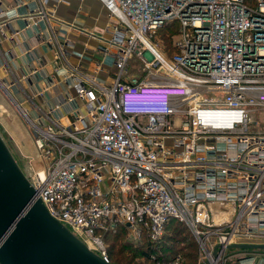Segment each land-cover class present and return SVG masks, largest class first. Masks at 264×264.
<instances>
[{"label": "built area", "instance_id": "obj_1", "mask_svg": "<svg viewBox=\"0 0 264 264\" xmlns=\"http://www.w3.org/2000/svg\"><path fill=\"white\" fill-rule=\"evenodd\" d=\"M53 1L0 0V48L15 20L44 23L58 44ZM99 1L101 33L63 23L98 42L97 69L69 65L65 43L55 48L65 92L25 91L43 103L23 114L46 163L24 173L50 214L107 261L104 231L124 225L157 242L175 218L201 264H230L229 244L264 243V131L250 129L264 105V0ZM175 21L168 55L154 39ZM132 59L143 76L127 75Z\"/></svg>", "mask_w": 264, "mask_h": 264}, {"label": "water", "instance_id": "obj_2", "mask_svg": "<svg viewBox=\"0 0 264 264\" xmlns=\"http://www.w3.org/2000/svg\"><path fill=\"white\" fill-rule=\"evenodd\" d=\"M227 248L264 250V243ZM0 264H113L50 214L1 134Z\"/></svg>", "mask_w": 264, "mask_h": 264}, {"label": "rangeland", "instance_id": "obj_3", "mask_svg": "<svg viewBox=\"0 0 264 264\" xmlns=\"http://www.w3.org/2000/svg\"><path fill=\"white\" fill-rule=\"evenodd\" d=\"M97 1L83 0V2L81 3V7H82V12L85 16L81 15V18L79 19L76 18L70 19L71 16L69 13L72 11L70 9H66L65 14H62L63 12L59 13L60 9L58 8V5L60 4L61 1L60 0L53 1V3L55 4V41L58 42V44H55V48L57 46L60 49L64 47L66 43L67 47H65V51L63 50H59V51L62 52L63 58L64 57L67 58L69 65L73 67H78L80 65L73 64L71 62L72 61L71 57L75 56L76 53L79 54L80 50L84 52L86 56L88 54L91 55V52L94 51L91 50L94 49L93 47L94 44H92L94 40L93 39L89 40L91 38L89 37L88 34L83 33L85 31L82 32L72 31L69 29L70 28L69 26L63 23H67V24L75 23L76 25L81 26L80 29H84V28L86 29L87 25L85 24V22L96 23L97 25L104 27L107 21L105 18H103L102 14L100 15ZM66 2H71L74 4L78 2V0H66ZM65 8H69V7H65ZM83 20H85V22H83ZM169 30L170 29H166V30L163 29L161 33L158 32L159 34H157V36L154 39V41L157 42L163 49L167 47V43H168L164 35L166 31ZM178 32H179V26H178ZM178 32L172 36V43H174V39L178 34ZM79 48L81 49L79 50ZM94 58H98V57L95 56ZM94 63H93L94 65L93 70L96 67ZM140 65H141L140 60L132 59L130 61V66L127 74L129 78L137 77V76L140 77L145 74V72L142 70ZM4 66L6 65H3L2 69L4 70L5 74L2 75V73L0 72L1 74L0 75V134L2 135L3 139L7 143L15 159L17 160L20 167L25 173L28 171L30 172L32 170L35 171L41 170L45 166L44 164L46 163V159L43 153L37 147L36 144L37 133L35 132L34 128L30 125V123L27 121L23 112H26L28 114L27 111H29L30 113V111L34 108L33 105L34 100L36 102H39L41 105H43V103L39 99L40 96L35 97L34 100L31 99L29 103L27 94L25 90L22 88V85L16 74L13 72L12 69H9L8 66L6 68ZM109 74L113 76L112 69L110 70ZM3 76L9 81L7 82L5 79H3ZM107 79H108L107 82H111V79L109 78ZM217 96L223 97L222 95H217ZM62 113L66 114L65 108H62L61 114ZM30 115L32 116L31 113ZM251 119L253 124H251L250 129L252 131H264V105L254 109V111L251 114ZM125 235L131 241H138V239L132 238V235L128 229ZM106 248L108 254L109 252H108L107 243H106ZM238 252L239 251H236L235 249H231L228 251V254L229 255L238 254ZM112 261L117 262L116 260H112Z\"/></svg>", "mask_w": 264, "mask_h": 264}, {"label": "crops", "instance_id": "obj_4", "mask_svg": "<svg viewBox=\"0 0 264 264\" xmlns=\"http://www.w3.org/2000/svg\"><path fill=\"white\" fill-rule=\"evenodd\" d=\"M60 1L61 2L58 5V8L60 9L59 13L63 12L62 14H65L66 9L72 10L69 13L71 16L70 19H79L81 18V15H84L81 7V3L83 2V0H78V2L74 4L71 2H66V0ZM98 1L97 4L99 6V13L100 15L102 14L103 18L106 19L107 24L108 17L106 10L102 6V4L99 3L100 1ZM53 5L55 7L54 3ZM52 8L49 9L50 12L51 10L55 11V9ZM22 10L24 11L25 9ZM51 21L52 26L55 27V21H53V19H51ZM83 22H85V20H83ZM85 24L87 25V28H94L99 33H101L102 29H104L106 26L105 25L104 27H102L97 25L96 23L91 22H85ZM10 30L16 32L15 37L7 42L2 43L0 48V72L2 73V75L5 74L4 70L2 69L3 65H6L4 66L5 68L8 66V68L12 69L18 77L22 88L29 94H35L38 90L43 89L47 91L48 95L51 92L53 94H60L65 92L64 89L67 87L66 82L64 81V79L55 76V42H53V40L51 39L53 35L50 33L51 31L46 29V25L42 23L36 28L33 27L27 29L25 28V23L23 21L15 20L12 21ZM92 44H94V49L91 50L94 51L91 52V55H87L91 60L84 57L83 55H85V53L80 50L81 48H79V54L76 53L75 56H72L71 62L73 64L80 65L83 69L93 70V58L95 56L98 57L94 59L99 60L100 62L101 55L97 53V51H95L98 42L94 41ZM34 69H37V73L31 74L32 70ZM95 69H97V65ZM26 77H28L31 82L26 81ZM100 77L106 78V74L104 71L100 73ZM3 79H5L7 82L9 81L4 78V76ZM238 251V254L231 255L230 264H240L239 259L242 257H253V264H264V250L238 249Z\"/></svg>", "mask_w": 264, "mask_h": 264}, {"label": "trees", "instance_id": "obj_5", "mask_svg": "<svg viewBox=\"0 0 264 264\" xmlns=\"http://www.w3.org/2000/svg\"><path fill=\"white\" fill-rule=\"evenodd\" d=\"M163 29H170L164 37L168 41L165 49L172 55L176 51L172 36L178 32V22H170L158 32ZM126 232V226L117 225L102 234L109 260L114 264H174L178 256H181V264H200L196 239L189 228L175 218L167 221L164 236L157 242H152L146 233L140 240L131 241Z\"/></svg>", "mask_w": 264, "mask_h": 264}, {"label": "bare ground", "instance_id": "obj_6", "mask_svg": "<svg viewBox=\"0 0 264 264\" xmlns=\"http://www.w3.org/2000/svg\"><path fill=\"white\" fill-rule=\"evenodd\" d=\"M26 113V112H25Z\"/></svg>", "mask_w": 264, "mask_h": 264}]
</instances>
